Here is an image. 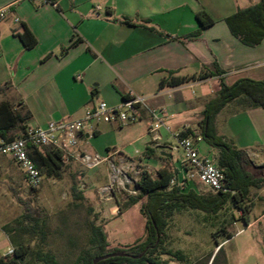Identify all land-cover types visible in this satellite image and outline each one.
Segmentation results:
<instances>
[{
  "label": "crops",
  "instance_id": "0c3cea01",
  "mask_svg": "<svg viewBox=\"0 0 264 264\" xmlns=\"http://www.w3.org/2000/svg\"><path fill=\"white\" fill-rule=\"evenodd\" d=\"M52 1L56 8L26 0H0V12H6L0 19V104L7 102L13 111L28 116L23 129L9 132L8 137L16 139L27 128L46 127L53 121L81 119L87 108L100 102L117 107L123 97L134 93L148 98V110L140 121L147 122V134L136 141L142 148L137 158L129 159L120 151L110 153L108 145L99 144L105 134L124 128L116 125L101 124L93 135L85 133L79 149L93 154L107 148V158L116 164L125 159L142 165L155 163L178 172L173 185L180 180L192 182L185 180L189 171L185 160L176 166L173 155L179 151L170 139L186 129L200 133L203 114L217 97L221 81L229 87L245 79L264 82V38L256 46L247 45L226 23L260 0ZM201 12L213 25H201L197 19ZM24 28L37 41L32 49L21 41ZM170 73L196 81L160 90L161 81ZM152 110L163 111L171 129L169 133L161 128L156 134L159 140L149 131ZM214 128L218 137L247 154L254 177H264L263 108L229 103L216 115ZM201 143L197 148L202 156L218 154L207 143L201 153ZM148 148L155 151L154 157L146 155ZM251 198L253 209L257 203L264 205V187L252 188ZM145 237L146 229L139 240Z\"/></svg>",
  "mask_w": 264,
  "mask_h": 264
},
{
  "label": "rangeland",
  "instance_id": "374dc122",
  "mask_svg": "<svg viewBox=\"0 0 264 264\" xmlns=\"http://www.w3.org/2000/svg\"><path fill=\"white\" fill-rule=\"evenodd\" d=\"M147 134V122H139L114 133L103 136L99 144L108 145L110 153L120 151L129 159L137 158L141 153L138 138ZM172 147L178 142L171 137ZM206 143H201L200 151L205 153ZM107 148L101 153H93L107 158ZM216 150V149H215ZM176 166L185 160L182 151H174ZM217 155L213 158L217 159ZM138 171V180L146 171L154 178L161 169L155 163L142 165L133 161ZM110 163L104 162L94 170H87L78 163H72L54 176L43 172L41 187L32 190L20 169L9 157L0 156V257L5 256L12 246L4 227L12 226L23 214L42 217L47 221L46 251L52 253L60 264H78L77 260L85 250L90 249V223L102 227L107 235L109 249H126L133 246L145 234L144 217L137 207H131L120 213L118 203L124 206L130 195L126 190H116L111 200L101 194V189L110 184ZM183 191L190 188L200 192H209L198 180L179 182ZM82 196L83 199H78ZM264 205L257 203L250 215L252 227L240 219L238 212L227 207L213 219H205V214L183 210L176 212L168 221L164 233L165 251L180 253L184 261L179 262L167 256L161 261L169 264H206L211 253L219 251L216 240L222 244L223 253L216 264H264ZM255 222L256 219H259ZM225 226L234 237L220 233Z\"/></svg>",
  "mask_w": 264,
  "mask_h": 264
},
{
  "label": "trees",
  "instance_id": "16d2710c",
  "mask_svg": "<svg viewBox=\"0 0 264 264\" xmlns=\"http://www.w3.org/2000/svg\"><path fill=\"white\" fill-rule=\"evenodd\" d=\"M197 19L204 27L213 25V21L205 12L199 13ZM226 23L231 32L239 36L243 43L250 46L258 45L264 38V0H260L257 5L248 9L239 10L228 18ZM20 38L26 49H32L37 44L33 34L26 28L20 34ZM192 81H196V78H179L174 77V73H170L168 79L161 81L159 89L163 90L167 87L176 89ZM232 102L238 103L243 108L264 109V82L245 79L229 87L221 81L217 97L207 105L203 114V128L199 135L209 146L218 151L216 162L223 171L226 192L213 193L211 190L196 192L193 189L183 192L182 185L177 183L172 185V182L177 179V171L164 168L158 172L157 178L144 171L137 184L138 194L129 197L124 206L118 203V207L120 213L131 207L139 208L146 223L145 239L138 240L126 249L111 250L102 227L92 222L89 226L90 249L81 254L77 260L78 264H92L96 258L113 253H125L136 257L144 254V256L137 260L112 258L99 264H169L170 260L161 261L160 258L163 255L171 260L184 261L180 253L163 249L164 233L168 227V221L176 212L183 210L198 211L205 214V219H213L229 207L241 213L240 219L247 226L251 224L250 215L253 211L251 189H262L264 177H254L249 171L251 161L247 154L238 150L232 143L218 137L214 128L216 115ZM26 121H28V116H22L13 111L9 103L0 104L1 139L11 141L8 133L19 127L23 129ZM181 137L196 138L197 135L191 130H186L181 133ZM146 155L154 157L155 151L148 148ZM31 157L42 174L47 172L50 176L58 175L67 166L62 162L61 153L53 148L34 150ZM77 198L83 199L82 196H77ZM4 231L14 248V254L0 257V264H60L57 258L46 251L43 246L48 235L47 221L44 218L33 217L30 213H25L16 220L14 225L4 227ZM220 233H223L227 240L234 237V234L227 232L225 226L220 228ZM216 243L220 249L216 255L210 254L206 264H216L219 255L223 253L222 244L218 240Z\"/></svg>",
  "mask_w": 264,
  "mask_h": 264
},
{
  "label": "built area",
  "instance_id": "2783aa9c",
  "mask_svg": "<svg viewBox=\"0 0 264 264\" xmlns=\"http://www.w3.org/2000/svg\"><path fill=\"white\" fill-rule=\"evenodd\" d=\"M36 6L51 5L57 7L52 0H26ZM100 10L101 8H96ZM6 12H0V19L5 18ZM18 23V20H16ZM77 81L82 76L76 77ZM148 110V98L142 95L130 93L125 96L117 107H110L105 102H100L94 108H87L84 117L76 120H63L50 122L46 127L27 128L23 135L14 140L0 139V156L9 157L24 175L28 186L32 190H38L43 183V175L32 160L34 150L53 148L61 153L62 162L65 165L78 163L87 170H94L104 162L110 163V184L101 189V194L112 199L116 190L124 189L130 195L138 193V171L136 164L129 159L122 163H114L109 158H101L99 155L90 154L79 149L81 136L85 133L93 135L97 126L101 124L125 127L139 123L142 113ZM150 133L156 136L161 128L169 133L171 129L164 122V112H151ZM189 130V129H186ZM178 146L175 150L182 151L185 156L189 171L185 180H198L213 193L226 192L223 171L218 167L215 159L202 156L197 148L203 141L197 134L196 138H182L181 134H173ZM137 176V177H136ZM140 179V178H139ZM174 181L172 182L173 185ZM14 248L11 246L5 256H12Z\"/></svg>",
  "mask_w": 264,
  "mask_h": 264
},
{
  "label": "water",
  "instance_id": "95a60500",
  "mask_svg": "<svg viewBox=\"0 0 264 264\" xmlns=\"http://www.w3.org/2000/svg\"><path fill=\"white\" fill-rule=\"evenodd\" d=\"M164 157H171V155H167L165 153L161 154ZM144 256V254L140 255V256H133L130 254H125V253H113V254H107L105 256H101L96 258L95 260H93L92 264H99L102 261L108 260V259H112V258H130L133 260H137V259H141Z\"/></svg>",
  "mask_w": 264,
  "mask_h": 264
}]
</instances>
